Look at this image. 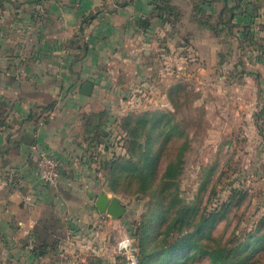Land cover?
<instances>
[{"label":"rangeland","instance_id":"1","mask_svg":"<svg viewBox=\"0 0 264 264\" xmlns=\"http://www.w3.org/2000/svg\"><path fill=\"white\" fill-rule=\"evenodd\" d=\"M207 1L176 0L173 59L167 65L159 53L152 85L137 74L129 82L99 182L127 211L74 227L81 235L74 264H210L205 250H225L230 264H264V0H230L226 8L238 16L224 28L218 18L226 3ZM193 24L218 26L215 59L198 54ZM191 233L192 248L173 257L171 244Z\"/></svg>","mask_w":264,"mask_h":264},{"label":"crops","instance_id":"2","mask_svg":"<svg viewBox=\"0 0 264 264\" xmlns=\"http://www.w3.org/2000/svg\"><path fill=\"white\" fill-rule=\"evenodd\" d=\"M223 2L222 28L238 16L226 8L230 0ZM155 6L153 0H0V264H74L81 236L74 227L108 220L95 201L129 82L137 74L152 85L159 53L167 65L174 56L172 13L161 18ZM200 24L192 25L190 40L203 58L215 59L220 30ZM88 81L90 95L82 92ZM39 150L61 160L58 188L42 180Z\"/></svg>","mask_w":264,"mask_h":264},{"label":"trees","instance_id":"3","mask_svg":"<svg viewBox=\"0 0 264 264\" xmlns=\"http://www.w3.org/2000/svg\"><path fill=\"white\" fill-rule=\"evenodd\" d=\"M153 1L156 5L155 6L156 9L159 11V16L161 18L163 17L162 14L165 12L170 11V13H175L174 11L176 10V7L171 3V0H153ZM202 3H206V2L204 0H199V4H202ZM206 4L211 5V3H206ZM231 19H233V18H231ZM227 23H229V22H226V24ZM229 26H231V25H229ZM155 114H157V112H155ZM164 145H165V141L163 142V146ZM108 162H110V161H107L105 163V166H104L105 168H106V166H108ZM152 164H153V166L156 164L154 160L149 163V165L151 166L150 168H152ZM109 166H111V165L109 164ZM174 171H175V165L171 164L166 171V177H170V178L173 177ZM203 225L204 226L207 225L206 220L201 223L199 230L201 229V227ZM194 234L195 233L186 234L185 236H182L181 238L177 239L176 241H174L171 244L169 249H170L171 253L173 254V257L176 256L177 254L180 255L181 253H184V251L186 249L192 248V246H193V240L192 239H193ZM254 239H255V237L252 238V240H254ZM247 241L250 242V238H248ZM243 249H246V248H243ZM244 251H245V254H244L245 259H248L249 257H251V252H248L247 250H244ZM178 252H180V253H178ZM203 252L210 256V258H211L210 264H230L229 260H228L229 257L227 256V252H225V250H223V251H220V250L219 251H206L205 250ZM179 258H180L179 256L176 257L177 262H179V260H180Z\"/></svg>","mask_w":264,"mask_h":264},{"label":"built area","instance_id":"4","mask_svg":"<svg viewBox=\"0 0 264 264\" xmlns=\"http://www.w3.org/2000/svg\"><path fill=\"white\" fill-rule=\"evenodd\" d=\"M39 169L42 180L52 188H58L62 180L61 160L46 151L39 150ZM62 258H67L65 253H60Z\"/></svg>","mask_w":264,"mask_h":264},{"label":"water","instance_id":"5","mask_svg":"<svg viewBox=\"0 0 264 264\" xmlns=\"http://www.w3.org/2000/svg\"><path fill=\"white\" fill-rule=\"evenodd\" d=\"M93 83L85 82L82 88L84 94L92 93ZM96 208L102 214L111 215L114 218H121L126 213V206L122 203L118 196L110 197L106 191H101L95 201Z\"/></svg>","mask_w":264,"mask_h":264}]
</instances>
